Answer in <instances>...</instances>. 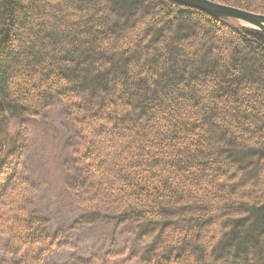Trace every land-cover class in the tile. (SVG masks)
Returning <instances> with one entry per match:
<instances>
[{"label":"trees","instance_id":"16d2710c","mask_svg":"<svg viewBox=\"0 0 264 264\" xmlns=\"http://www.w3.org/2000/svg\"><path fill=\"white\" fill-rule=\"evenodd\" d=\"M211 1L264 14V0ZM53 101L90 210L72 227L134 224L141 264H264L263 32L171 0H0V144ZM8 179L12 264H46L61 232L37 186Z\"/></svg>","mask_w":264,"mask_h":264},{"label":"rangeland","instance_id":"374dc122","mask_svg":"<svg viewBox=\"0 0 264 264\" xmlns=\"http://www.w3.org/2000/svg\"><path fill=\"white\" fill-rule=\"evenodd\" d=\"M66 113L67 106L53 101L37 117L7 122L0 144V154L6 155L0 160V190L7 186L14 172L37 186L35 209L49 221L50 233L61 232L46 264H77L78 260L91 257L99 264H141L139 258L145 243L135 238L134 224L116 225L104 220L72 227L90 210L74 201L69 187L77 181L70 168L67 147L75 125ZM17 258L15 246L0 236V262L12 264Z\"/></svg>","mask_w":264,"mask_h":264},{"label":"water","instance_id":"95a60500","mask_svg":"<svg viewBox=\"0 0 264 264\" xmlns=\"http://www.w3.org/2000/svg\"><path fill=\"white\" fill-rule=\"evenodd\" d=\"M175 3L200 10L213 18L235 20L264 33V14L226 5L211 0H171Z\"/></svg>","mask_w":264,"mask_h":264}]
</instances>
